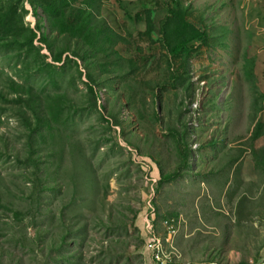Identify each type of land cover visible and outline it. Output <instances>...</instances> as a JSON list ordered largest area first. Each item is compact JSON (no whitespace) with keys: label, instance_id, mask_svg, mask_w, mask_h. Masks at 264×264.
I'll return each instance as SVG.
<instances>
[{"label":"rangeland","instance_id":"374dc122","mask_svg":"<svg viewBox=\"0 0 264 264\" xmlns=\"http://www.w3.org/2000/svg\"><path fill=\"white\" fill-rule=\"evenodd\" d=\"M121 1L123 7L118 6L117 0L105 1L101 18L114 34L126 39L129 34L134 36L147 30L134 17H127L144 15L142 4H154L157 26L168 14L163 0ZM186 5L191 10L190 22L207 29L213 46L203 48L202 54L192 60L184 85L177 89L170 85L166 92L157 90L159 99L154 97L150 85L168 71L164 47L130 39L133 45L121 44L117 50L127 61L134 60L139 69L123 84L114 85L126 99L139 94L137 101L147 100L143 120L136 112L129 115L128 111H114L122 125L105 132L106 126L96 112L81 113L76 131V138L82 144L81 153L74 152L72 146H50L52 152H61L56 155L52 170L62 162L68 170L59 172L61 175L53 179L52 187L58 191L48 193L55 201L47 205L45 223L51 235L66 236L61 223L65 212L68 226L75 227L76 235L66 243L61 241L56 253L52 246H33V251L21 239L22 230L27 227L8 210L20 209L22 198L39 193L41 185L39 176H35L36 167L22 164L26 159V128L15 110L17 97L12 94L0 97V248L6 253L0 264H59L56 259L60 264H145L150 258L147 253L151 254L142 243L144 237L151 240L155 217L150 218L149 212L154 209V203L162 217L182 213L178 241L188 253L185 258L192 263L241 264L248 260L254 264L264 244V167L260 168L258 162V156L261 160L264 157V137L250 140L257 123L264 125V0H186ZM11 8L21 15L17 22L20 28L37 30L39 20L29 0H0V13L10 12ZM44 25L51 35L49 24ZM37 46L42 44L38 41ZM15 48L18 49L14 44L0 45V90L8 93L9 78L26 84L29 74L36 73L34 67H26L24 57H19L20 50ZM42 54L49 56V63L62 67L53 61L47 49ZM247 61L251 62L248 67ZM79 64L81 67L71 63L59 79L63 89L80 102L86 100L87 80L83 63ZM38 75L37 87L58 90L44 83L43 75ZM111 89L112 85L104 89L99 103L108 106L105 96ZM213 100L219 109L220 124L215 122ZM136 105L143 107L142 102ZM152 105L164 124L152 123ZM259 109L262 111L258 112ZM181 113L192 133L189 139L194 156L192 169L156 192L159 167L146 159L154 157L163 174L178 172L181 148L168 138L167 120H177ZM209 117L213 119L207 122ZM180 131L185 132L186 128ZM125 139L139 147L144 158ZM212 141H216V147L211 146ZM231 157L242 158L233 169L228 168ZM77 166L79 173L90 177H79L75 173ZM213 168L218 170L210 175ZM247 197L249 202H245ZM207 203L206 215L203 207ZM25 206L27 203L21 209ZM162 220H159L158 236L164 232L166 222ZM14 225L19 228L14 230ZM27 231L36 237L35 227ZM263 254L259 264L264 262Z\"/></svg>","mask_w":264,"mask_h":264},{"label":"trees","instance_id":"16d2710c","mask_svg":"<svg viewBox=\"0 0 264 264\" xmlns=\"http://www.w3.org/2000/svg\"><path fill=\"white\" fill-rule=\"evenodd\" d=\"M105 1L108 0H29L35 11V17L39 20L37 30H28L26 27L20 28L17 22L18 18H21V15L16 9L11 8L10 12L0 13V45H16L21 52L19 57H24L23 62L26 67H34L33 71L36 72L29 74L30 77H27L26 84H20L9 78L8 88L10 93L5 89L0 90L1 98H6L9 94L17 97L14 99L16 102L15 110L22 118L23 126L26 128V132L24 133L26 139V159L23 162L22 160L18 161L22 162V164L30 163L36 167L35 176H39L37 180L41 185L39 193L34 192L28 198L29 202L27 197L22 198L23 203H27V206L23 207V209H21L23 203L20 205V209L8 208L21 225L26 226L28 230H30V227L36 228V237H31L30 234H27L26 228L22 230V233H24L21 239L25 243H28L32 250L33 246H36V248H40V246H52L55 250L51 251L56 253L58 246L61 245V241L66 243L69 238L76 236L75 227L68 226L65 212L62 213L63 219L61 223L64 230L67 231L66 236L62 237L60 235L56 237L54 233L51 235L50 229L45 223V217L48 212L47 205L50 206V202L52 200L55 201V198L49 197L48 193L50 191H58L52 187L53 179L55 180L56 176L61 175L59 172L63 171L66 173L68 170V168H64L63 162L62 164L58 163L59 167L52 170L54 162H57L56 155H60L61 152L58 150H56L57 154L54 151L52 152L50 146L52 145L54 148L72 146L71 149H74V152L78 150L81 153L80 147L82 144L76 138V131L79 125L77 118H79L81 113L96 112L100 116V121L106 126L105 132H111L113 128L122 125V122L115 116L114 111H128L129 115L132 112H136L140 119L143 120L147 100L137 101L139 94L129 96L126 99L124 96L119 95V87L114 85V83L123 84L137 73L139 69L134 60L127 61L119 53L117 50L118 46L121 44L133 45L130 43V39L137 41L139 44L142 42L144 44V41H147L150 46L163 45L166 52L164 55L167 59L168 71L165 77L154 81L153 85H150L153 90V96L157 99H159L157 90L166 92L170 85L173 89H177L179 85H184L187 75L191 72L192 60L202 54L203 48L213 46L211 45L207 29H200L190 22L192 15L190 8L186 5V0H163L165 1L164 9H167L168 14L159 26L156 25L154 20L157 13L155 12V8H153L154 4L152 2L142 4L144 15L138 13L133 16L128 15L127 17H134L135 22L143 23L146 25L147 30L146 32H137L134 36L129 34V39L114 34L113 30L101 18ZM117 1L118 6L123 7L124 2L121 0ZM155 1L158 2V0ZM45 22L49 24L52 30L51 35L47 34ZM38 41L43 47L37 46ZM45 49L51 53L53 61L62 67L48 62L49 56L42 54ZM79 62L83 63L82 66L86 70L85 78L87 80L84 83L87 88L86 100L80 102L67 89H63L64 87L60 85L59 79L61 77L60 74L62 72L65 73L71 63H75L77 67H81ZM127 64L128 67L126 66ZM249 64L251 62L247 61L246 67ZM38 73L43 75L44 83L47 82V84L53 85L58 90L48 91L45 86L41 88L37 87L36 83L39 80L38 76H40ZM81 75H83L82 72H80ZM33 79L34 82L29 83ZM110 85H112V89L105 96L108 104L106 106L99 102L102 101L104 89ZM123 89L126 90V86ZM139 90L140 93H145L144 89ZM138 102L140 104L142 102V108L136 105ZM153 103L155 104V100ZM212 103L215 114L217 113L214 117L215 122L220 124V114H218L219 109L216 101L213 100ZM150 108L153 110L152 123L164 124L165 121L159 112L156 111L154 105ZM261 111L262 109H259L258 112ZM212 119L213 117L207 118V122ZM167 122L169 124L168 138H171L181 148L179 152L180 162L177 164L178 172L166 175L163 174V170L155 158L148 156L146 160H151V162L159 167L157 168L160 176L155 188L156 192H160L164 185L183 178L192 169L194 157L189 140L192 133L188 129L189 124L183 114L181 113L177 120L169 119ZM178 125L181 128H186V131L181 132V128ZM263 137L264 125L262 122H258L250 140L259 141ZM126 142L128 146L135 149L140 157H143L139 147L131 145V141L128 139ZM211 143H213L211 146L216 147V141H212ZM241 159V157L231 159L229 164L231 167L228 168L233 169L232 167L237 166ZM258 162L259 167H264V157L261 160L258 156ZM78 169L79 167L77 166L75 173L79 177H90L87 174L79 173ZM87 169L90 171V166ZM217 170L213 168L210 175L212 173L215 174ZM222 170L224 171V169ZM241 173L239 174L241 175ZM197 177L201 178L203 176ZM249 201L247 197L245 202ZM149 214L150 218L154 219L155 217L153 220L155 234H161L159 231L160 219L165 220L164 222L174 221L177 224L181 218L180 213H174L170 217H162L160 208L156 203H154V209ZM55 220L58 222L59 218H55ZM12 228L16 230L19 227L14 225ZM163 230L162 235L166 234L165 228ZM83 231L84 229L80 231V234ZM139 234L141 236L140 232ZM149 243L144 237L142 243L144 247H148ZM263 251L264 244L260 246L254 264H259ZM5 256L6 253L0 248V261L3 262ZM56 261L60 264V260L56 259ZM241 264H250V262L243 260Z\"/></svg>","mask_w":264,"mask_h":264},{"label":"built area","instance_id":"2783aa9c","mask_svg":"<svg viewBox=\"0 0 264 264\" xmlns=\"http://www.w3.org/2000/svg\"><path fill=\"white\" fill-rule=\"evenodd\" d=\"M180 225L181 220L177 224L174 221H167L166 228L164 227L166 234L158 236L154 233V228L151 233L149 232L151 240L147 249L156 264H185L184 255L177 245L178 235L181 233Z\"/></svg>","mask_w":264,"mask_h":264},{"label":"crops","instance_id":"0c3cea01","mask_svg":"<svg viewBox=\"0 0 264 264\" xmlns=\"http://www.w3.org/2000/svg\"><path fill=\"white\" fill-rule=\"evenodd\" d=\"M204 205H205V206L203 207V210H204V212L206 213L205 210H206L207 207H208V203H207V204H204ZM180 214H181L180 216H181V218H182L183 215H182V213H180ZM206 215H207V213H206ZM178 245H179L178 247H180V250L183 252L184 258H185V257H188V255H187L188 253H187L186 251L182 250V248H181V246H180V244H179V241H178ZM147 255H148L150 258L146 259L145 264H156L155 261H153L152 256H150L148 253H147ZM263 256H264V254H263ZM187 260H188L189 262H188ZM190 260H191V259H188V258L186 259V258H185V261H184L185 264H188V263H189V264H199L198 262H197V263H196V262L192 263ZM192 261H193V260H192Z\"/></svg>","mask_w":264,"mask_h":264},{"label":"bare ground","instance_id":"6f19581e","mask_svg":"<svg viewBox=\"0 0 264 264\" xmlns=\"http://www.w3.org/2000/svg\"><path fill=\"white\" fill-rule=\"evenodd\" d=\"M203 43H204V41H203Z\"/></svg>","mask_w":264,"mask_h":264}]
</instances>
